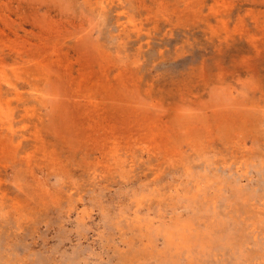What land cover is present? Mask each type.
Returning <instances> with one entry per match:
<instances>
[{
  "label": "rangeland",
  "instance_id": "1",
  "mask_svg": "<svg viewBox=\"0 0 264 264\" xmlns=\"http://www.w3.org/2000/svg\"><path fill=\"white\" fill-rule=\"evenodd\" d=\"M0 264H264V0H0Z\"/></svg>",
  "mask_w": 264,
  "mask_h": 264
}]
</instances>
